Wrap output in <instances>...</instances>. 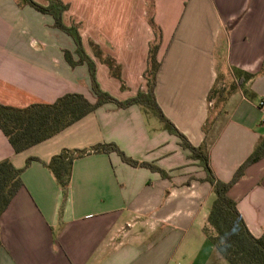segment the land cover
Here are the masks:
<instances>
[{"label":"crops","instance_id":"crops-1","mask_svg":"<svg viewBox=\"0 0 264 264\" xmlns=\"http://www.w3.org/2000/svg\"><path fill=\"white\" fill-rule=\"evenodd\" d=\"M62 1L69 4L63 23L78 25L100 88L119 100L147 89L152 16L162 32L157 102L195 147L205 144L215 176L230 181L264 139V0ZM64 50L79 58L52 15L0 0V104L52 103L73 92L95 102L88 65L72 67ZM107 56L120 65V77L102 60ZM235 70L254 74L246 84L254 96L237 89L205 132L208 93L218 77L237 79ZM106 142L164 175L116 152L91 154L74 161L64 200L46 164L64 148ZM6 158L17 168L37 159L0 217V264H184L193 239L203 251L190 264H229L203 230L215 199L204 166L138 104L105 103L18 153L0 129V161ZM229 194L252 233L264 234V157Z\"/></svg>","mask_w":264,"mask_h":264},{"label":"trees","instance_id":"trees-1","mask_svg":"<svg viewBox=\"0 0 264 264\" xmlns=\"http://www.w3.org/2000/svg\"><path fill=\"white\" fill-rule=\"evenodd\" d=\"M17 1L20 6L29 5L40 12L52 15L54 27L73 38L76 44L75 53L79 58L74 59L70 50H64L65 58L72 67L84 63L88 65L96 101L92 102L84 94L73 92L59 96L52 103H33L25 107L0 104V129L10 141L14 151L21 152L53 137L105 103H114L120 108L138 104L144 111L157 115L164 128L175 134L180 139V144L189 149L192 157L199 159L204 166L207 173L205 181L211 184L215 193V199L203 228L208 240L229 264H264V234L256 236L252 233L238 208L237 201L229 194L232 186L244 175L246 168L264 157V139L241 164L230 181H222L215 176L208 155L205 153V144L195 147L186 135L165 116L157 102L155 88L157 73L161 65L157 54L162 40V32L154 23L152 16L150 22L155 29V39L150 44L148 67L144 73L147 89L139 90L134 97L119 100L100 88L96 78V65L83 48L78 25L66 26L63 23V13L68 10V3H64L62 0H48L46 5H42L35 0ZM95 52L102 57L103 53L98 48L95 49ZM102 60L109 65L113 75L120 77L121 68L116 60L109 56ZM235 74L237 79L218 77L210 89L208 102L213 103V107L210 105L208 118L204 125L205 132L212 126L229 96L237 89L241 88L250 98L254 96V93L246 86L253 79L254 74L241 70H235ZM111 152L118 153L130 165L148 167L160 171L164 175V172L154 165L127 156L114 142L97 143L83 149L64 148L46 164L62 188L64 200L68 195L74 161L91 154ZM33 159L37 158H29L25 167L30 165ZM25 167H15L9 158L0 161V217L23 187L21 175Z\"/></svg>","mask_w":264,"mask_h":264},{"label":"rangeland","instance_id":"rangeland-1","mask_svg":"<svg viewBox=\"0 0 264 264\" xmlns=\"http://www.w3.org/2000/svg\"><path fill=\"white\" fill-rule=\"evenodd\" d=\"M211 106L213 107V103L211 104ZM156 119H157V117H155ZM185 243V242H184ZM183 243V244H184ZM186 252L187 253H184V254H186L188 257H189V259L187 258L184 262V264H190V262H189V260H194V258H196L197 256H198V254L199 253H201L203 250H202V246L200 245V242H198L196 239H193V241L192 242H190L188 245H186ZM179 250H181V249H179ZM202 250V251H201ZM182 253V252H181ZM191 260V263L193 262ZM181 261V263H182V259H181V255H179V257L176 259V263L177 262H180Z\"/></svg>","mask_w":264,"mask_h":264},{"label":"built area","instance_id":"built-area-1","mask_svg":"<svg viewBox=\"0 0 264 264\" xmlns=\"http://www.w3.org/2000/svg\"><path fill=\"white\" fill-rule=\"evenodd\" d=\"M264 102H262V104H263Z\"/></svg>","mask_w":264,"mask_h":264}]
</instances>
